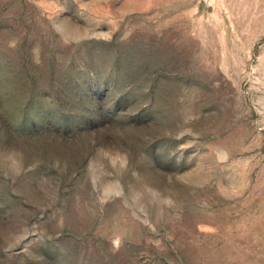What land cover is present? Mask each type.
Wrapping results in <instances>:
<instances>
[{"label":"rangeland","instance_id":"1","mask_svg":"<svg viewBox=\"0 0 264 264\" xmlns=\"http://www.w3.org/2000/svg\"><path fill=\"white\" fill-rule=\"evenodd\" d=\"M0 264H264V0H0Z\"/></svg>","mask_w":264,"mask_h":264}]
</instances>
